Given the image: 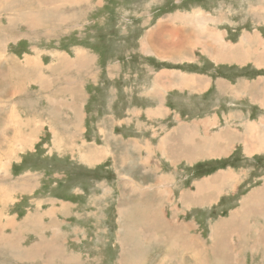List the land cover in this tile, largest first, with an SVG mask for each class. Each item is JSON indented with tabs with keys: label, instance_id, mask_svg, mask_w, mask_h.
I'll return each instance as SVG.
<instances>
[{
	"label": "rangeland",
	"instance_id": "1",
	"mask_svg": "<svg viewBox=\"0 0 264 264\" xmlns=\"http://www.w3.org/2000/svg\"><path fill=\"white\" fill-rule=\"evenodd\" d=\"M192 3L193 0H0V238L3 235V241L9 240L16 245L26 246L37 245L39 239L40 242L48 238L45 243L55 241L52 245L58 251L52 257L46 249L29 256L27 250L31 248H11L0 240V264H83V260L87 264H120L119 256L122 264H154L158 261L159 263L155 264H183L187 261L192 264H264V223L261 228H257L249 219L259 216V221L264 222V210L260 209V213L257 203L247 210H242L244 200L251 197L252 192L258 188L241 196V205L230 210L229 218L220 221V225L210 226V220L204 218L208 211L218 215L222 203L213 204V207L198 208L199 224L195 225V222L191 221H167L159 216V208L154 210L144 203L137 202L132 205L131 212L129 211L134 218L138 216L134 226L126 225L123 231H120L124 218L128 215L126 210L129 207V188L114 186L124 185L130 177L128 172L118 171V165L123 166L125 163L123 157L120 161L115 158L114 153L117 155V151L111 150L116 143L98 138L97 142L104 144L106 151L100 156L97 166L89 167L82 163L79 150L81 146L73 150L75 156L72 152L67 154L64 151H56L54 143L59 142L51 141V124L43 125L39 119L24 121L19 115L12 116V106H7L9 97V101L22 99V106L27 110L33 105L38 106V103H43L41 107H46L49 102L63 107L61 104H64V101L59 100L56 95L59 93H49L44 90L47 87L39 86L40 81L44 83L42 75L50 72V65L47 63L52 61L54 53L67 54L70 51L72 57L76 58L88 51L92 54L90 58L81 55L74 61L76 60L78 65L85 63V68L88 63L94 71L101 72V76L99 85L91 83L88 87L94 95L91 104H87L83 96L86 95L85 92L82 94V117L89 110H97L102 117L111 114V102L115 99L114 83L117 81L122 85L123 81L128 79L122 76L119 79V72H114L119 62L124 71L133 68L138 70L139 64L155 62L154 59H157L153 54L148 58L144 57L141 43H144V39L139 35L145 29L137 28L136 25L145 19L140 16L153 15L162 6L172 11L179 7L189 8ZM26 8L27 12L24 13ZM35 8L41 10L36 12ZM157 14L160 13L156 12L154 17L149 18L150 22L157 21L155 23L158 24V20L167 19L169 13H161L156 18ZM191 15L192 13L185 14ZM87 48L90 50H86ZM9 53L18 54L22 57L21 60L29 65H32L28 60L30 57L25 61V56L28 53L33 55L31 62L34 65L37 63L36 68L43 69L44 72H17L20 73L18 75L7 72V65L9 70L16 68V62L8 56ZM86 60L88 62H85ZM155 64L153 63V66ZM50 80L48 78L47 83H50ZM7 81L11 86L9 92ZM8 107L11 109L5 115ZM11 133L14 134L8 137ZM93 134L96 135V131ZM93 134L90 132V136L96 137ZM27 137H32L28 145L21 144ZM140 142L144 143L143 140ZM76 143L83 144L81 141ZM125 143L127 145L128 142ZM259 167L262 170L258 174H263L264 159L258 162L257 168ZM230 172L232 176L228 172L226 178L211 182L220 188L208 193L212 197L218 191L212 199L208 201L205 196H200L201 199L197 196L196 204L203 205L215 200L225 187L230 193L234 192L236 199L239 196V191L236 192L235 189L237 176ZM221 173L223 172L217 175ZM164 184L165 189H173L172 193H176L171 182ZM145 187L149 188L148 185H143L140 189ZM140 191V195L145 193L144 190ZM183 200L188 206L186 199ZM252 201L257 202V198ZM119 202L122 204L119 205ZM225 211L221 216H228L229 209ZM59 218L69 221L65 223ZM10 221L13 223L9 224ZM129 223L132 225V221ZM71 227L79 229L78 243H72L68 236L67 232H70ZM254 229L258 232L252 242L259 248L250 247L248 243L251 240V230ZM24 230L33 231L37 235H28L23 243ZM199 230L207 241L213 239L214 242L211 245L203 243V239L195 234ZM17 234L21 235L19 239ZM82 234L86 237L83 238ZM232 234L238 235L239 240L243 236L244 244L234 245V248L218 244V236H225L221 240L229 242V236ZM80 239L86 247L79 243ZM185 241L191 243L193 251L190 252V246H186ZM71 246L85 251L83 254L72 255L68 252ZM248 249L250 252L244 253Z\"/></svg>",
	"mask_w": 264,
	"mask_h": 264
},
{
	"label": "crops",
	"instance_id": "2",
	"mask_svg": "<svg viewBox=\"0 0 264 264\" xmlns=\"http://www.w3.org/2000/svg\"><path fill=\"white\" fill-rule=\"evenodd\" d=\"M26 10L27 8L24 13ZM35 10L39 12L41 9ZM170 11L166 6L155 11L160 14L169 13L168 18L158 20V24L155 23L157 21L153 23L149 20L155 13L140 16L145 19L136 25L137 28L145 29L139 35L144 39V43L141 42L144 57L148 58L153 54L157 59H154L155 62L139 64L138 70H133L132 67L133 69L124 71L119 62L114 72H119V79L121 76L128 79L122 85L117 81L114 83L115 99L111 102V114L102 117L97 110H89L82 117V94L85 92L86 95L83 96L87 104H91L94 95L88 87L91 83L99 85L101 76V72L94 71L88 63L85 68V63L78 65L76 62L81 55L90 58L92 54L88 51L76 58L72 57L70 51L67 54L54 53L52 61L47 63L50 65V72L42 75L44 83L40 81L39 86L47 87L44 90L49 93H59L56 95L59 100L64 101L61 104L63 107L49 102L46 107H41L44 104L38 103V106H29L31 108L27 110L22 106V99L9 101L8 97L7 106H12V116L19 115L24 121L39 119L43 125L51 124V141L59 142L54 143L56 151L74 154L73 150L81 146L79 150L82 163L89 167L97 166L100 156L106 151L104 144L97 142L98 138L116 143L111 150L117 151V155L114 153L115 158L120 161L123 157L125 163L123 166L118 165V171L128 172L130 177L124 185L114 186L129 188L128 215L124 218L120 231L126 225L134 226L138 216L134 218L130 209L137 202L154 210L159 208L158 215L167 221L177 219L195 222V225L199 224L198 208L222 203L218 215L208 211L204 218L210 220V226L220 225V221L229 218L230 210L241 205V196L264 185V173L258 174L262 168H257L258 162L264 159V0H193L189 8L179 7ZM187 13L192 15L185 16ZM160 14L155 15L156 18ZM199 17L204 20H199ZM28 54L25 61L30 57L28 60L34 65L31 62L33 55ZM8 56L16 62V68L9 70L7 65V72L14 75L20 74L17 72H44L43 69L36 68V62L34 66L29 65L16 53H9ZM153 63H156L155 66ZM5 69L6 65L4 72ZM58 77L60 78L57 79ZM48 78L51 79L50 83H47ZM8 87L9 92V82ZM62 95L63 97H59ZM76 104L82 106L77 107ZM6 109L5 115L11 107ZM94 131L96 135L93 134ZM90 132L96 137L90 136ZM142 140L143 144L140 142ZM125 141L128 142L127 145ZM92 155L93 160L90 161L88 157ZM224 170L236 174L235 189L236 192L239 191V196L235 199L234 192L230 193L225 187L215 200L203 205L196 204V184L211 179ZM165 182H171L176 193H172L173 189H165ZM143 185H148L149 188L140 189ZM159 187L162 188L158 190ZM140 190L145 193L140 195ZM190 194L193 195L189 197ZM182 197L186 199L188 206L184 204ZM198 199L201 197L198 196ZM120 204L122 203L119 202ZM228 209V216H221ZM59 219L65 223L69 221ZM249 219L257 228H261L264 223L259 221V216ZM131 221L132 225L129 223ZM78 232L76 227H71L70 232H67L72 243H78ZM257 232V229L251 230V240L248 242L250 247L259 248L252 242ZM31 234L37 235L33 231L24 230L23 243ZM195 234L207 245L214 242L211 234V241H207L200 230ZM82 235L83 238L86 237ZM19 237L21 235L17 234V239ZM222 238L225 236H218L217 242L223 247L234 248V245H243L245 242L243 236L239 240L236 234L229 236V242L221 240ZM0 240L3 241V235ZM39 240L38 243L41 242ZM3 243L11 248L26 246L16 245L9 240ZM79 243L83 244L81 239ZM186 244L190 246L191 243ZM34 246L31 244L26 247L32 250ZM28 250L27 254L32 256ZM84 251L77 250L74 246L68 249L72 255L83 254ZM247 252L250 249L244 251ZM118 261L122 264L120 256ZM83 264H87L86 261L83 260Z\"/></svg>",
	"mask_w": 264,
	"mask_h": 264
},
{
	"label": "bare ground",
	"instance_id": "3",
	"mask_svg": "<svg viewBox=\"0 0 264 264\" xmlns=\"http://www.w3.org/2000/svg\"><path fill=\"white\" fill-rule=\"evenodd\" d=\"M33 3V2H32ZM66 4V3H65ZM61 5V4H60ZM34 16V15H33ZM178 16V15H177ZM36 18V17H35ZM199 20L203 21V19L201 18H198ZM195 21V20H194ZM197 21V20H196ZM202 24V23H201ZM196 28V26H195ZM203 28V27H202ZM175 29V28H174ZM202 30V29H201ZM202 32V31H201ZM148 40H150V37L148 38ZM150 43V42H149ZM152 43V42H151ZM149 47V45H148ZM177 47V46H176ZM155 48V47H154ZM147 49V48H146ZM151 49V48H150ZM171 49V48H170ZM176 49V48H175ZM153 50V49H152ZM155 50V49H154ZM178 50V48H177ZM151 51V50H150ZM158 51V50H156ZM162 52V51H161ZM162 54V53H161ZM216 137V136H215ZM32 140V137H27L25 138V140L21 143L23 145H28V142H30ZM186 141V140H185ZM205 143V142H204ZM205 145V144H204ZM204 151V150H203ZM102 153V152H100ZM197 153V152H196ZM94 155L88 157L90 160H93L92 157ZM87 158V157H86ZM191 158V157H190ZM96 159V157H94V160ZM98 160V159H97ZM0 167H2V164L0 165ZM223 173H221L220 175H217L215 177H213L210 181H203V182H199L198 184H196L197 186V191H196V196H205L206 199L209 201L210 199L213 198L214 195H216V193L218 192H215L214 195L211 197L208 193L210 192H213L215 191V189L217 190H220L219 187H217L216 185L212 184L211 182L215 181V180H218L220 178H226V174L229 172L230 175H231V172L228 170V172H224V171H221ZM233 173V172H232ZM232 176V175H231ZM207 184H209V186H206ZM253 198H257V202L255 201H252ZM257 203L258 205V209H259V212H261V210H264V186L262 185V187H259L258 189H256L255 191L252 192L251 194V197H248L246 199V201L244 200L243 202V207H242V210H247L249 209L250 207H253L255 204ZM261 209V210H260ZM264 234V232H263ZM46 241L48 240H45V239H42V241L40 243H38L37 245H35L32 250H28V252H30L32 255H36L38 253H40L42 250L46 249L48 250L50 253V257L54 256L55 254H57V250H55L53 248V245L55 243V241H49L47 243H45ZM189 250L190 252L193 251V247H189Z\"/></svg>",
	"mask_w": 264,
	"mask_h": 264
}]
</instances>
